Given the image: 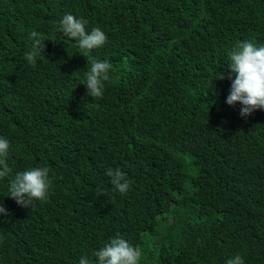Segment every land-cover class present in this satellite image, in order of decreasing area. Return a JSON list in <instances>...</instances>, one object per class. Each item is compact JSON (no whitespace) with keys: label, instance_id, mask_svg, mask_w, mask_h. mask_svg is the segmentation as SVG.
<instances>
[{"label":"trees","instance_id":"16d2710c","mask_svg":"<svg viewBox=\"0 0 264 264\" xmlns=\"http://www.w3.org/2000/svg\"><path fill=\"white\" fill-rule=\"evenodd\" d=\"M68 13L106 43L83 57L58 31ZM238 41L264 45V0H0V137L13 176L48 167L52 181L30 209L0 180V264H79L116 233L139 264H264V110L242 118L215 80ZM93 58L112 65L95 100Z\"/></svg>","mask_w":264,"mask_h":264},{"label":"clouds","instance_id":"9594fccd","mask_svg":"<svg viewBox=\"0 0 264 264\" xmlns=\"http://www.w3.org/2000/svg\"><path fill=\"white\" fill-rule=\"evenodd\" d=\"M88 21L77 18L68 13L59 22L58 31L88 57L92 50L102 47L107 36L98 27L86 30ZM32 45L24 54V59L31 66H35L37 59L45 56V42L41 34L33 30L30 33ZM227 69L222 71L215 80H229L231 87L226 103L229 106L241 105L240 116L246 118L258 110H264V45L257 46L250 41H238L228 53ZM112 65L107 61L91 59L90 66L84 73L83 85L87 95L94 100L102 98L105 82L110 80ZM10 143L0 137V180L8 179V198L17 205L32 208L37 201L43 202L48 198L51 187L48 167H33L12 175L9 166ZM106 175L110 178L113 191L126 194L130 188V181L120 168H109ZM100 195L103 193L97 190ZM0 214L7 215V211L0 202ZM142 250L139 246L130 244L120 233L91 253V258L85 256L79 259V264H139ZM225 264H245L244 259L236 254Z\"/></svg>","mask_w":264,"mask_h":264}]
</instances>
